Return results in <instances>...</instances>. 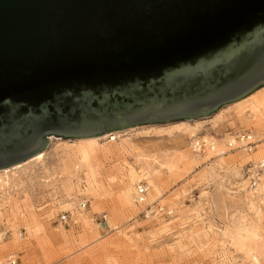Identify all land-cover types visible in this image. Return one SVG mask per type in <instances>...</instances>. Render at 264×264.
I'll list each match as a JSON object with an SVG mask.
<instances>
[{
	"label": "water",
	"instance_id": "water-1",
	"mask_svg": "<svg viewBox=\"0 0 264 264\" xmlns=\"http://www.w3.org/2000/svg\"><path fill=\"white\" fill-rule=\"evenodd\" d=\"M262 85L264 0H0V170Z\"/></svg>",
	"mask_w": 264,
	"mask_h": 264
},
{
	"label": "rangeland",
	"instance_id": "rangeland-1",
	"mask_svg": "<svg viewBox=\"0 0 264 264\" xmlns=\"http://www.w3.org/2000/svg\"><path fill=\"white\" fill-rule=\"evenodd\" d=\"M260 88L209 116L142 123L96 138H53L38 161L1 169L9 179L0 188V234H8L0 264L9 254L21 264H264V174L256 166L264 157V112L252 103L264 95ZM246 128L259 138L253 152L190 149L195 137L222 143L228 132ZM64 142L98 147L106 157L91 156L83 167L62 173ZM179 152L191 159L172 171L153 161ZM146 166L159 174L145 176ZM130 169L139 174L132 177L134 190L138 182L149 185L144 204L133 202L134 190L126 195ZM145 210L153 213L148 217ZM104 212L106 229L98 225ZM64 213L67 223L60 219ZM246 228L258 237L247 238Z\"/></svg>",
	"mask_w": 264,
	"mask_h": 264
},
{
	"label": "bare ground",
	"instance_id": "bare-ground-1",
	"mask_svg": "<svg viewBox=\"0 0 264 264\" xmlns=\"http://www.w3.org/2000/svg\"><path fill=\"white\" fill-rule=\"evenodd\" d=\"M257 89H255L256 91L254 90V92L252 91L251 94L249 93L248 95H246V96H244V97H242V98H240V99H238L236 101H233L231 103L232 104H236L238 102H241V101H243V100H245L247 98H250V97L254 96V93L256 94V92H259L260 91L259 89H261V88L258 87ZM252 103L254 104V109L256 110V112H259L260 114H263V112H264V95L261 94V95H258V96L253 97ZM184 120H186V119H184ZM129 127H131V126H129ZM129 127H125V128H129ZM116 130H121V129H116ZM112 131H115V130H112ZM112 131H106V132H104V133H102L100 135L93 136V137H86V138H94V137L96 138V137H100V136L106 134L107 132H112ZM234 134L235 133L230 134L228 137H226L224 139V141L222 143H219L216 140V138H214V137H211L210 138V137H207V136H198V137H195V138H193L191 140L189 146H190L191 151L193 153H196V154H200V153L206 152V150H209V152H207V154H210V152H213L215 154H226L227 152L233 151V150H240V151H244L246 153H250V152H253L256 149V146H257V144L259 142V138L257 139V136H256L255 133H254V138L256 139V143H255L254 147H251V148L246 145V143H245L244 140L237 139ZM59 137L60 136L49 135L47 138H48V141H49V140H51L53 138L54 139H60L61 137L60 138ZM62 138H65V137H62ZM73 139H80V138H73ZM108 139L110 141H113L115 139L114 134H109L108 135ZM196 141H198V142H200V143L203 144V147L200 148V151L199 152H195L193 150V147H192V144L194 142H196ZM46 145L40 151H38L36 154L32 155L31 157L27 158L26 160H24L22 162L17 163L18 165L17 164H15V166L13 165L14 168L17 167V166H20L23 163L29 162V161H36V160L38 161L41 158L42 152H43L42 150L46 147ZM59 149H60L61 153H63V156L61 157V165H60V171L62 173H70V168L71 167H73V168L83 167L84 164H85V162L87 161V159L89 157H91V156L97 157V158H100L101 156L106 157L105 156L106 152H103L102 153V150L100 148H98V147H91L90 149H86V148L81 147V146H71V145H69V144H67V143L64 142L62 145H60V148ZM190 159H191V157H190V154L188 152H179V153H175L174 155H167V156L161 157L160 159L158 157H154L153 158V161L159 167H166L168 170H171L172 171L175 168H177L176 166L179 165V164L185 163V165H186L187 164V161H189ZM206 159H208V158H206ZM261 162L262 163L264 162V157L260 158L256 162V166L258 168V171H260L261 173L264 174V167H263V169L260 168V165H261L260 163ZM147 166H146V169L143 170V174L145 176H154V175L157 174V172H158V169L157 168H152L151 169V168H149ZM10 167H12V166H10ZM86 169H87V167L85 168V170ZM131 169L129 171V174H130L129 177L130 178L128 179V183H127V186H126V195L128 193H130L131 191L134 190L132 188V186H131V184H132V182L134 180L132 177H134L136 179L139 177V174L136 173V172H134V171H132ZM4 170H8V169H4ZM171 171H169V172H171ZM80 172H83V171L80 170ZM111 172L106 171V173H107L106 174V177L109 178V179H113L115 177V175L112 174ZM8 179L9 178L6 175L0 176V188L2 186H4L8 182ZM150 180H151V178H150ZM113 181H114V179H113ZM101 184H102V182H101ZM151 184H152V187H154V183L152 181H151ZM151 184H150V186H151ZM141 185L146 188V194H144L143 199L141 201H138L137 200L138 199V187L141 186ZM148 189H149V185L148 184L143 183V182H138L135 185V190L133 192V196H132L133 202L136 203V204H144V203H146ZM154 189H155V187H154ZM85 201H86L85 199H82L81 202H80V205H81V203H83ZM146 206H149V205H146ZM157 208H158L157 211H161V210H163L164 206L158 205ZM145 211H146V213H147L146 215L148 217L153 213V212H151V210H145ZM81 213H83V212H81ZM103 214H104L105 219H106V222H107V227L109 228V218H108V215L105 212L104 213H101V215H103ZM251 229L253 231H251ZM245 230H247V228ZM248 230H249V228H248ZM248 230L246 231V232H248L247 235H246V237L248 238V236H252V237L254 236L253 238H255V236H256L255 230L253 228H250L249 231ZM243 231H244V229H243ZM7 235L8 234L6 232L3 233V234H0V243L2 242V240L4 238H6ZM256 237H258V236H256ZM249 238L251 239V237H249ZM14 259L17 260L20 263V261L15 257L14 254H9L7 256V258L5 259V264H10V262L12 260H14Z\"/></svg>",
	"mask_w": 264,
	"mask_h": 264
},
{
	"label": "built area",
	"instance_id": "built-area-1",
	"mask_svg": "<svg viewBox=\"0 0 264 264\" xmlns=\"http://www.w3.org/2000/svg\"><path fill=\"white\" fill-rule=\"evenodd\" d=\"M232 132H234L235 134V136H236V138L237 139H239V140H244L245 141V143H246V145L248 146V147H254V145H255V143H256V139L254 138V133H252L251 132V130L250 129H242V130H237V131H230V132H228V134H232ZM192 147H193V150L195 151V152H199L200 151V148H202L203 147V144L202 143H200V142H198V141H196V142H194L193 144H192ZM261 165H260V168H262L263 169V167H264V162L262 163H260ZM263 165V166H262ZM144 194H146V188L144 187V186H139L138 187V201H141L142 199H143V196H144ZM87 204H88V201L86 200L85 202H83V203H81V206H82V208H85L86 206H87ZM60 219L64 222V223H67V221H68V218H67V215L64 213V214H61L60 215ZM98 225L102 228V229H106V228H108L107 227V222H106V219H105V216H104V214L103 215H101L100 217H99V222H98ZM10 264H20L17 260H12L11 262H10Z\"/></svg>",
	"mask_w": 264,
	"mask_h": 264
}]
</instances>
